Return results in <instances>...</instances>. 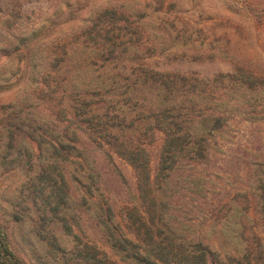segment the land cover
Instances as JSON below:
<instances>
[{
    "label": "rangeland",
    "instance_id": "374dc122",
    "mask_svg": "<svg viewBox=\"0 0 264 264\" xmlns=\"http://www.w3.org/2000/svg\"><path fill=\"white\" fill-rule=\"evenodd\" d=\"M0 228L25 264H264V0H0Z\"/></svg>",
    "mask_w": 264,
    "mask_h": 264
},
{
    "label": "trees",
    "instance_id": "16d2710c",
    "mask_svg": "<svg viewBox=\"0 0 264 264\" xmlns=\"http://www.w3.org/2000/svg\"><path fill=\"white\" fill-rule=\"evenodd\" d=\"M0 264H25L11 250L6 233L0 228Z\"/></svg>",
    "mask_w": 264,
    "mask_h": 264
}]
</instances>
